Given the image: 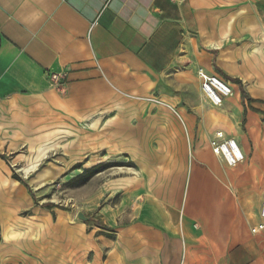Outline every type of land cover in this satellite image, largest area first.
I'll use <instances>...</instances> for the list:
<instances>
[{"label": "crops", "instance_id": "obj_1", "mask_svg": "<svg viewBox=\"0 0 264 264\" xmlns=\"http://www.w3.org/2000/svg\"><path fill=\"white\" fill-rule=\"evenodd\" d=\"M218 1L0 0V264H41V227L38 232L19 216L30 206V195L11 178L5 156L24 167L41 161L46 150L81 140L105 149L134 147L132 134L124 131L148 129L149 160L168 167L176 162L178 169L166 175H174L180 191L189 162L186 130L195 129L190 115L203 113L198 129L209 136L222 129L211 110L206 115L207 105L219 106L202 99L198 71L224 82L242 75L236 40L238 19L248 18V11ZM53 72L65 73L61 87L50 84ZM262 92L249 96L252 107L264 110ZM228 131L225 137L239 139ZM245 139L238 140L244 163L230 166L228 183L212 172L230 194L228 203L218 199V218L210 214L197 230L183 220L153 224L151 240L156 238L162 257H181L180 244L184 240L187 249L190 231L224 235L213 241H238L244 183L239 173L247 162H264L263 141L260 146L258 136ZM156 198L167 201L168 192Z\"/></svg>", "mask_w": 264, "mask_h": 264}, {"label": "rangeland", "instance_id": "obj_2", "mask_svg": "<svg viewBox=\"0 0 264 264\" xmlns=\"http://www.w3.org/2000/svg\"><path fill=\"white\" fill-rule=\"evenodd\" d=\"M216 4L247 10L249 16L238 19L237 62L242 75L225 78L235 102H221L216 109L207 105L206 115L215 110L219 115L215 126L222 128L224 135L232 129L237 141L258 136L261 146L264 110H255L247 97L264 90V0H220ZM202 115H190L195 129L189 134L186 130L189 162L180 191L174 189V175H166L167 170L178 169L177 163L168 167L169 163L149 160L148 129L124 131L132 134L134 139L130 141L137 144L134 147L109 145L105 149L86 145L84 140L72 147H53L46 150L41 161L33 162L36 169L28 173L20 170L23 165L5 156L11 178L30 195V206L19 216L29 219L30 227L38 232L41 227V264H264V227L253 230L262 222L264 162L260 161L247 162L239 173L244 183L243 193L239 194L242 208L236 243L213 241L224 235L206 232L202 237L190 231L187 249L181 238V257L173 256L174 252L162 257L156 238L151 240L153 224L160 220H183L190 230H197L198 221L211 220L210 214L216 213L218 218V199L229 202V191L212 172L228 183L230 166L221 158L218 167L210 156L213 136L208 135L210 131L198 129ZM248 172L249 180L245 177ZM165 190L169 199L159 202L156 193ZM1 234L0 228V238Z\"/></svg>", "mask_w": 264, "mask_h": 264}, {"label": "built area", "instance_id": "obj_3", "mask_svg": "<svg viewBox=\"0 0 264 264\" xmlns=\"http://www.w3.org/2000/svg\"><path fill=\"white\" fill-rule=\"evenodd\" d=\"M198 74L200 76V79L203 80V85L207 84L208 86H210L212 88V91L207 92L209 93V97L213 98V96L218 97L217 100L214 99V105H218L221 104L222 100L224 97H226V95L229 92H226L221 86L218 85H214L212 84V81L210 79V75L205 74L202 70L198 71ZM207 75V76H206ZM65 73L64 72H53L50 73L49 75V80H50V84L61 87L64 82H65ZM233 138H228L225 137L224 134H220V135H216L214 134L213 137L210 139V146L213 149L214 153L217 154L219 153L220 155L223 154V149L222 146L225 144L227 146H232L231 145V140ZM235 154V151H233ZM224 155V154H223ZM226 159L227 155H225ZM224 159V158H223ZM244 156L240 155V157L236 156L235 158H233V161H229V159L227 160L231 165L238 163L240 160H243ZM230 165V166H231ZM263 199H262V203H261V207H260V216L262 218V222L257 224L253 230L254 231H258L261 228L264 227V194H263Z\"/></svg>", "mask_w": 264, "mask_h": 264}, {"label": "bare ground", "instance_id": "obj_4", "mask_svg": "<svg viewBox=\"0 0 264 264\" xmlns=\"http://www.w3.org/2000/svg\"><path fill=\"white\" fill-rule=\"evenodd\" d=\"M210 79L212 81V84L221 86L226 92H229L226 95V97H233L234 96V94H233L232 90L230 89L228 83L223 82L217 76H211ZM202 83H203V80H200V90H201V97H202V99L205 100V101L208 99L213 104L214 103V99L217 100L218 97H216V96H213V98L209 97V93L208 92L212 91V88L210 86H208L207 84L203 85ZM207 90H208V92H207ZM218 105H221V104H218ZM211 111L212 112H210V115L209 116L212 117V120H213V118L215 120H217V117H219V115L216 114L215 110H211ZM220 111H222V110H220ZM215 134L216 135L223 134V131L216 130L215 131ZM231 145H232L231 147L230 146H227L225 144L222 146L223 154L224 155L223 154L220 155L219 153L215 154L214 151H213V149L212 148H210V149H211L212 154L215 157H217L219 159L224 158L223 159L224 162H226L230 166L231 164L227 161L228 159H229V161L232 162L233 161V158H235L236 156L240 157V155H243L242 150H241L240 146L238 145V143H237V141L235 139H232L231 140ZM233 151H235V154H234ZM225 155H227V158L228 159H226ZM243 162H244V159L243 160H240L238 163H236L234 165L232 164L231 167H234V166H236L238 164H241ZM36 165H37L36 163H33L32 165L22 167L20 170L21 171H24L25 173H28L29 171L35 170L36 169ZM262 199H263V197H262Z\"/></svg>", "mask_w": 264, "mask_h": 264}, {"label": "trees", "instance_id": "obj_5", "mask_svg": "<svg viewBox=\"0 0 264 264\" xmlns=\"http://www.w3.org/2000/svg\"><path fill=\"white\" fill-rule=\"evenodd\" d=\"M242 94L245 96V93H244V92H242ZM245 97H246V96H245ZM247 99H248L249 101H253V99H252L250 96H248ZM254 109L256 110V108H254ZM87 170H89V169H87Z\"/></svg>", "mask_w": 264, "mask_h": 264}]
</instances>
